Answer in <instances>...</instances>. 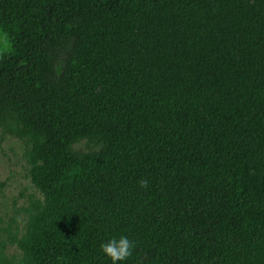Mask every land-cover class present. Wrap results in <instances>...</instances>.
<instances>
[{"label":"trees","instance_id":"1","mask_svg":"<svg viewBox=\"0 0 264 264\" xmlns=\"http://www.w3.org/2000/svg\"><path fill=\"white\" fill-rule=\"evenodd\" d=\"M0 133L14 264H264V0H0Z\"/></svg>","mask_w":264,"mask_h":264},{"label":"rangeland","instance_id":"2","mask_svg":"<svg viewBox=\"0 0 264 264\" xmlns=\"http://www.w3.org/2000/svg\"><path fill=\"white\" fill-rule=\"evenodd\" d=\"M76 146L86 148V143ZM23 152L24 146L19 139L2 138L0 133V252L12 264L19 259L20 251L15 245L4 248L2 240L9 243V232L16 233L22 228L27 208L32 200L40 197L29 177Z\"/></svg>","mask_w":264,"mask_h":264},{"label":"clouds","instance_id":"3","mask_svg":"<svg viewBox=\"0 0 264 264\" xmlns=\"http://www.w3.org/2000/svg\"><path fill=\"white\" fill-rule=\"evenodd\" d=\"M138 183L142 188L148 187V181L146 179H142ZM100 248L112 260L113 264H117V262L125 261L132 255L134 243L127 236H120L119 238L112 237L103 242Z\"/></svg>","mask_w":264,"mask_h":264}]
</instances>
